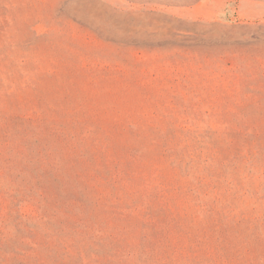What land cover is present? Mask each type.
I'll list each match as a JSON object with an SVG mask.
<instances>
[{
	"label": "rangeland",
	"instance_id": "374dc122",
	"mask_svg": "<svg viewBox=\"0 0 264 264\" xmlns=\"http://www.w3.org/2000/svg\"><path fill=\"white\" fill-rule=\"evenodd\" d=\"M0 264H264V0H0Z\"/></svg>",
	"mask_w": 264,
	"mask_h": 264
}]
</instances>
